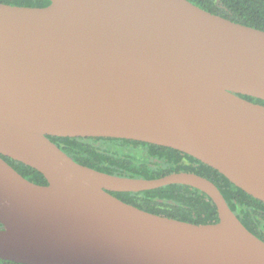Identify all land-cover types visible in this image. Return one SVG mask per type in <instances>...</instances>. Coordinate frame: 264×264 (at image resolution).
Listing matches in <instances>:
<instances>
[{
  "label": "water",
  "instance_id": "1",
  "mask_svg": "<svg viewBox=\"0 0 264 264\" xmlns=\"http://www.w3.org/2000/svg\"><path fill=\"white\" fill-rule=\"evenodd\" d=\"M264 31L187 0L0 3V260L17 264H264L209 180H144L75 163L48 137L171 148L264 203ZM2 157L37 172L23 178ZM203 193L218 222L148 213L111 193Z\"/></svg>",
  "mask_w": 264,
  "mask_h": 264
},
{
  "label": "trees",
  "instance_id": "2",
  "mask_svg": "<svg viewBox=\"0 0 264 264\" xmlns=\"http://www.w3.org/2000/svg\"><path fill=\"white\" fill-rule=\"evenodd\" d=\"M200 9L237 24L264 31V0H187ZM11 6L45 8L50 0H0ZM246 101L264 105L262 100L240 95ZM48 139L75 163L98 172L134 179H158L186 172L212 182L242 225L264 242V203L231 184L213 168L171 148L132 140L111 138ZM23 178L47 185L44 177L24 164L2 157ZM120 201L148 213L207 225L218 222L215 206L203 193L187 186L171 185L140 193H111ZM0 264H17L0 260Z\"/></svg>",
  "mask_w": 264,
  "mask_h": 264
}]
</instances>
